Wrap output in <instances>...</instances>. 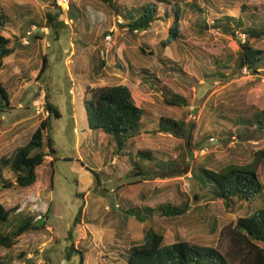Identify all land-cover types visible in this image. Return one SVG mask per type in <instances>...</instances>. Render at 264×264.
<instances>
[{"label":"rangeland","instance_id":"obj_1","mask_svg":"<svg viewBox=\"0 0 264 264\" xmlns=\"http://www.w3.org/2000/svg\"><path fill=\"white\" fill-rule=\"evenodd\" d=\"M69 1L82 8L85 17L68 21L67 11H60L56 0H0V13L10 18L0 33L11 35L9 47L13 48L0 61V85L11 100L10 107L0 111V159L13 157L48 117L51 128L46 135L50 133L56 150L37 169L46 185L36 194L37 201L23 187L0 188V204L13 209L12 218L31 214L35 223L47 227L22 235L11 249L0 247V253L6 254L11 264H78L77 251L81 250L86 264H94L97 256L102 264H125L123 253L140 244L145 231L153 227L164 234V244L185 240L213 246L231 264H245L246 248L233 241L232 231L238 217L264 207V160L257 167L262 193L251 201L235 200L229 207L220 199H211L192 178L191 167L202 164L222 171L251 162L254 153L264 147V130L239 135L241 125L235 120L264 112V66L259 73L237 67L240 45L249 40L264 51V38L253 42L241 30L226 33L217 25L220 17L240 15L247 25L255 24L264 12V0H116L134 10L143 4L157 5L151 29L136 37L120 26L125 20L112 14L102 1ZM243 4L249 6L244 13ZM176 6L183 12V37L173 48H165L161 41L168 37ZM47 13L59 15L66 27L54 31ZM33 25L46 28V32L33 33ZM24 30L31 32L23 36L27 43L22 40ZM108 34L113 47L107 50ZM141 46L148 53H143ZM218 69L223 77L206 76ZM115 84H127L136 103L146 110L143 129L129 139L125 154L120 155L112 154L111 135L90 129L84 103L94 89ZM163 89L184 95L188 106L165 103ZM40 92L45 95L35 102ZM47 100L60 117L49 115ZM160 117L193 126L190 149L186 137L159 132ZM205 139L209 145L196 148L194 143ZM141 150L150 151L153 158L140 160L137 152ZM130 153L150 178L129 172L133 169ZM169 160L179 163L177 171H170ZM2 170L5 178L15 181L8 167ZM166 172L173 176L165 177ZM164 204L186 206L187 211L176 217L157 212L143 222L124 217L123 207ZM92 206L98 208L99 233L83 226L81 215L74 241L68 240L79 210L82 208L83 214L84 207ZM38 215L42 219L36 220ZM101 237L105 241L100 243ZM258 245L264 248V243ZM70 247L76 250L69 259L66 250Z\"/></svg>","mask_w":264,"mask_h":264},{"label":"trees","instance_id":"obj_2","mask_svg":"<svg viewBox=\"0 0 264 264\" xmlns=\"http://www.w3.org/2000/svg\"><path fill=\"white\" fill-rule=\"evenodd\" d=\"M102 1L116 17L121 16L125 22L127 31L136 37L137 33H147L152 23L157 19V5L153 3L143 4L138 9L127 8L116 0H100ZM195 7H199L195 4ZM200 8V7H199ZM249 8L248 5L241 6V12L244 13ZM63 12L62 7H59ZM174 21L169 29L168 37L161 41L163 47L173 48L179 44L183 35L180 32V18L182 17L181 7H174ZM258 9V8H257ZM67 16L73 21H78L85 17V11L77 5L70 3L67 10ZM167 14V13H166ZM258 21L255 24L247 25L246 21L241 17L223 16L217 19V25L224 27L226 33L232 34L241 30L248 39H254L253 42L260 41L264 38V12L257 16ZM49 26L58 31V28H65L66 24L59 20V15L47 13ZM10 20L9 16L0 13V29L4 28ZM35 22L33 20L32 22ZM41 26V25H40ZM236 31V32H235ZM25 30L22 37L26 36ZM11 35L0 33V61L9 56L13 52V48L9 47L12 41ZM37 38V36H35ZM239 56L237 59V67L239 70L243 68L250 72L259 73L261 66H264V51L255 47L253 43L246 40L241 45ZM143 53H148L143 46L140 47ZM152 54V52H150ZM162 56H160L161 58ZM160 61L163 59H159ZM103 64L105 62H102ZM181 69V67H179ZM44 70V69H43ZM208 78L223 77L224 74L220 69L211 70L206 75ZM165 94L164 101L172 106H188L187 98L180 94L174 93L169 89H163ZM87 112V120L90 129L100 131L104 134L111 135L113 139L112 154H125V148L130 138L140 133L144 127L143 117L145 109L140 107L133 96L130 87L126 84L107 85L94 89L92 97L84 100ZM11 100L7 90L0 85V111L10 107ZM46 109L49 115L60 117L59 110L49 100L46 101ZM236 120L241 126L238 128V134L248 132H257L264 130V112L262 114L248 119L240 118ZM191 127L184 120H176L170 117H160L158 121L159 132L171 134L174 137H186V145L190 149L194 139L191 135ZM51 128V117L40 122L33 132L30 140L18 147L13 155L6 159H0V188L8 189L13 186L28 187L36 182L38 167L45 163L46 156H52L56 153L53 147L50 133L46 135ZM205 140L194 143L196 148ZM137 158L140 160L152 159L153 155L148 150L137 152ZM136 158L130 156L133 169L136 175L150 178V174L144 168L138 165ZM264 160V147L254 153L251 162L243 165H231L222 171H216L207 168L202 164L191 167L192 178L200 182L202 188L207 190L212 200H222L226 207H229L235 200L251 201L263 191V183L257 173V167ZM51 161L48 168L52 166ZM170 171H177L178 162L167 163ZM50 166V167H49ZM4 167L14 173L15 181L5 178ZM97 176L98 174L95 173ZM168 175L166 172L165 177ZM205 177V179H204ZM205 180H207L205 182ZM79 194V193H77ZM198 198V196H195ZM126 217H134L136 220L145 221L151 219L153 214L160 213L167 217H176L184 214L187 207L172 206L170 204L160 205L159 207H123ZM13 209H7L0 204V247L11 249L22 235L46 229V225H39L34 222L31 214H25L12 218ZM82 208L79 210L72 228L68 231V240L74 241V230L77 224L81 223ZM9 228L6 231V228ZM233 241L246 248L247 258L245 264H264V248L258 245L259 242L264 243V207L259 208L253 213L246 216L238 217L233 231ZM164 234L155 230L153 227L145 231L143 241L140 244L129 247L124 253L125 264H231L228 257L223 254L217 247L203 246L190 243L185 240H178L173 243L164 244ZM68 250L67 257L70 259L76 249L73 247ZM80 255L78 264H84V251H77ZM25 254L22 253L21 256ZM0 264H11L6 254L0 253Z\"/></svg>","mask_w":264,"mask_h":264},{"label":"crops","instance_id":"obj_3","mask_svg":"<svg viewBox=\"0 0 264 264\" xmlns=\"http://www.w3.org/2000/svg\"><path fill=\"white\" fill-rule=\"evenodd\" d=\"M125 7H127V8H132V7H128V6H126V5H124ZM157 15V14H156ZM59 20H61V19H59ZM68 21H70V22H72L73 20L71 19H67ZM66 22V21H65ZM73 22H75V21H73ZM67 24H68V22H67ZM62 29V28H61ZM60 29L58 28V31H59ZM28 34H29V32H28ZM127 85V84H126ZM146 111V110H145ZM145 115H146V112H145ZM144 115V116H145ZM143 120H144V117H143ZM110 138H112V137H110ZM112 146H113V142H112V145H111V150L113 149L112 148ZM129 156H131V153H130V155ZM130 158V157H129ZM111 163H114V161L112 160V162ZM130 172V171H129ZM36 173H37V170H36ZM47 181V180H46ZM45 182H44V180L43 181H40V179H39V177H38V174H37V179H36V182L34 183V184H32L31 186H28V187H23L24 189H25V191H27V190H29L30 192H31V194H32V196H33V200H34V202L35 201H37V198L38 197H36V194H40L41 192H42V190H43V187L45 188V184H44ZM47 183H48V181H47ZM41 185V186H40ZM43 186V187H42ZM98 214V208H94L93 206L92 207H90L89 209H87V210H85V207H84V210H83V214H82V218H83V222H82V225L83 226H87V228L88 229H90L91 228V230H96V231H100V229H99V225H97L98 224V221H99V218H97V215ZM125 218H127L126 217V215L124 216ZM46 229H47V227H46ZM48 229H49V227H48ZM99 231H98V233H99ZM96 238V237H95ZM49 240H51V239H49ZM97 240V239H96ZM101 241H100V243L102 242V241H105V237H101V239H100ZM48 241V240H47ZM46 241V242H47ZM45 242V243H46ZM97 242H98V240H97ZM43 245H45V244H43ZM44 250V249H43ZM68 255V250H66V256ZM95 262H94V264H102V263H100V260L98 259V256H97V259H95L94 260ZM84 264H86V262H85V253H84Z\"/></svg>","mask_w":264,"mask_h":264},{"label":"built area","instance_id":"obj_4","mask_svg":"<svg viewBox=\"0 0 264 264\" xmlns=\"http://www.w3.org/2000/svg\"><path fill=\"white\" fill-rule=\"evenodd\" d=\"M56 2H57V4H59V7L61 6V7H63L64 8V10L63 11H67L68 9H69V4H70V1L69 0H56ZM45 29L46 28H40V27H37L36 25H33L32 26V28H31V31L34 33H36V32H40V33H42V32H46L45 31ZM217 33L219 32V30L218 31H216ZM31 33V32H30ZM29 33V34H30ZM28 34V35H29ZM23 42L24 43H27V38L26 37H23ZM105 42H106V44H105V47H106V49L108 50V49H111L112 47H113V41H112V35L111 34H108V35H106V38H105ZM49 46V45H48ZM44 93L43 92H40L39 93V99H36V101L35 102H38V101H40V99H43V97H44ZM40 108V107H39ZM40 219H42V215H38L37 217H36V220H40Z\"/></svg>","mask_w":264,"mask_h":264},{"label":"water","instance_id":"obj_5","mask_svg":"<svg viewBox=\"0 0 264 264\" xmlns=\"http://www.w3.org/2000/svg\"><path fill=\"white\" fill-rule=\"evenodd\" d=\"M208 145H209L208 142H203V143L200 145V148H202V147H206V146H208Z\"/></svg>","mask_w":264,"mask_h":264}]
</instances>
